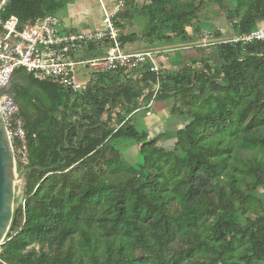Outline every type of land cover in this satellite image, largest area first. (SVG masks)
I'll list each match as a JSON object with an SVG mask.
<instances>
[{
  "label": "trees",
  "instance_id": "obj_1",
  "mask_svg": "<svg viewBox=\"0 0 264 264\" xmlns=\"http://www.w3.org/2000/svg\"><path fill=\"white\" fill-rule=\"evenodd\" d=\"M207 1L227 14L228 33L213 25L203 38L193 0H127L114 18L123 49L139 41L124 33L139 18L149 46L180 45L178 61L197 39L215 47L217 62L193 60L192 74L189 66L156 74L147 60L96 71L73 91L14 71L29 158L17 169H36L24 177L0 264H264V42H233L264 23V0ZM57 5L9 0L2 19L22 28ZM157 86L155 104L171 102L169 121L184 124L169 147L140 119ZM128 144L138 148L131 163Z\"/></svg>",
  "mask_w": 264,
  "mask_h": 264
},
{
  "label": "built area",
  "instance_id": "obj_2",
  "mask_svg": "<svg viewBox=\"0 0 264 264\" xmlns=\"http://www.w3.org/2000/svg\"><path fill=\"white\" fill-rule=\"evenodd\" d=\"M127 0H122L113 10L108 11L102 4L104 13L103 29L96 31H65L56 15L29 23L20 28L16 17L2 19V12L9 0H0V87L6 85L14 71L24 68L40 82L58 84L73 91L85 88L86 84L76 81L77 68L88 64L96 71H116L133 69L147 60L153 63L152 72L158 74L160 67L152 53L126 52L118 41L114 18L122 12ZM264 42V29L258 28L250 35L236 38L233 42ZM94 46L106 56L91 61L77 60L75 55ZM143 105L141 110L151 115L155 96ZM0 113L4 119L7 134L14 152L16 167L29 163L26 131L19 115L18 106L9 97L0 100ZM1 254V250H0Z\"/></svg>",
  "mask_w": 264,
  "mask_h": 264
},
{
  "label": "rangeland",
  "instance_id": "obj_3",
  "mask_svg": "<svg viewBox=\"0 0 264 264\" xmlns=\"http://www.w3.org/2000/svg\"><path fill=\"white\" fill-rule=\"evenodd\" d=\"M97 3V6H100V0H95ZM139 4L142 5L144 1L146 0H138ZM148 1V0H147ZM193 3L198 7V16L201 20V24L204 30L207 32L203 34V38H208L209 34L213 32V25L218 28L219 30H224L225 32H229L231 28L230 21L228 19V16L226 13L222 12L218 5L211 3L207 0H193ZM58 19H62L61 13L57 15ZM103 18V17H102ZM145 20V19H144ZM102 21V20H101ZM144 22L142 23H136L133 30L135 31L137 29V33L141 37L138 42H136V46H133L131 48H128L129 51H133L135 53H143V52H152L155 55V61L157 62L158 66L160 68L165 69L169 72L170 75H177L181 68L184 66H189L188 70L191 72V74L194 72V69L199 67L198 65H191L189 62H192L193 60H200L202 57L209 58L212 62H217V59L215 57V47L206 46L204 43L199 42V40H195L194 43H189L185 45V48L191 47L189 49H186V51L181 52V60L178 61L175 58V55L178 53V50H180V45L174 46V45H167V46H161V47H152L149 46L145 40L146 35V28L144 27ZM259 28L264 29L262 23L259 24ZM188 33L193 36V38H196V35L194 34V29L189 28ZM230 37V35H229ZM228 36L224 37V39H227ZM213 40L207 39V43L212 42ZM134 44V45H135ZM201 44V47H199ZM128 47V46H127ZM199 47V48H197ZM176 49V50H175ZM202 50V53L201 51ZM87 52H79L75 55L77 60L82 61H91L92 56H89L86 54ZM106 53V52H105ZM105 53H98V58L106 56ZM176 62V63H174ZM172 63H174L172 65ZM197 64V63H196ZM95 72L94 69L90 67L88 64L87 66H79L77 68V74H76V81L79 83L87 84L92 79V75ZM190 75V73H189ZM171 102L166 103H157L153 106V110L151 112L150 116H144L143 118L140 117L143 122L144 127L148 131L150 138H155L156 136L163 135L166 137V141L162 140L160 144L163 143V145L169 147L173 145V141L175 138V135L179 129H182L184 127V124L181 123V118H178L177 120L169 121L170 118L172 119L173 116H171V109L172 105ZM180 122H179V121ZM178 121V122H176ZM126 151L124 153V156L128 163L134 162L138 148L133 146L132 144H128L125 147ZM18 171V169H17ZM23 186V182L19 185V187L16 189V197H15V205L14 208L17 206L16 200L19 198L18 190L21 189ZM259 195L264 197V192L260 191ZM222 220L217 219L213 222H211L207 227L208 229H212L213 225L220 223ZM0 246V250H1ZM93 250V246L91 248H82L80 251L84 256H90L91 251Z\"/></svg>",
  "mask_w": 264,
  "mask_h": 264
},
{
  "label": "water",
  "instance_id": "obj_4",
  "mask_svg": "<svg viewBox=\"0 0 264 264\" xmlns=\"http://www.w3.org/2000/svg\"><path fill=\"white\" fill-rule=\"evenodd\" d=\"M14 83L11 80L0 87V100L9 97L15 101L12 90ZM36 168H27L17 171L14 152L9 140L4 119L0 113V246L4 245L12 222L16 189L23 182L24 177ZM18 204L24 202V185L18 190Z\"/></svg>",
  "mask_w": 264,
  "mask_h": 264
},
{
  "label": "crops",
  "instance_id": "obj_5",
  "mask_svg": "<svg viewBox=\"0 0 264 264\" xmlns=\"http://www.w3.org/2000/svg\"><path fill=\"white\" fill-rule=\"evenodd\" d=\"M121 1L122 0H100V6H97L96 4L97 2L95 0H57L58 5L54 9L55 10L54 14L57 16L59 13H61L62 19L59 20L61 23V27L65 31H74V32L96 31L103 29L104 13L102 9V4L103 6H105V8L108 11H111ZM137 2L139 4L138 0ZM124 8H126V5ZM142 22H144L143 24L144 27L146 28L147 21L139 18L129 22L128 26H126L124 29V33L136 34L140 40L141 37L136 32L137 29L134 31L133 28L135 27L136 23H142ZM262 25L264 27V23H262ZM134 44L126 47L124 50L126 52L133 53V51H129L128 48L133 49L132 47L136 46V44L135 45ZM189 48L191 47L183 48L182 51H186V49ZM174 63H172V65Z\"/></svg>",
  "mask_w": 264,
  "mask_h": 264
}]
</instances>
